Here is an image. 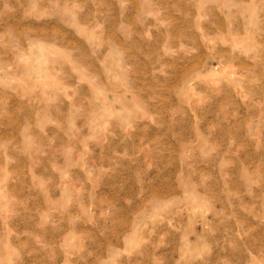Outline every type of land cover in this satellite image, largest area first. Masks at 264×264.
Returning a JSON list of instances; mask_svg holds the SVG:
<instances>
[{"label": "rangeland", "instance_id": "rangeland-1", "mask_svg": "<svg viewBox=\"0 0 264 264\" xmlns=\"http://www.w3.org/2000/svg\"><path fill=\"white\" fill-rule=\"evenodd\" d=\"M0 264H264V0H0Z\"/></svg>", "mask_w": 264, "mask_h": 264}, {"label": "crops", "instance_id": "crops-1", "mask_svg": "<svg viewBox=\"0 0 264 264\" xmlns=\"http://www.w3.org/2000/svg\"><path fill=\"white\" fill-rule=\"evenodd\" d=\"M211 20L213 21L210 22V20H206L207 22H203L201 43L199 42L200 40L198 39V34H195L193 29L187 30L189 25L185 24L186 28H185L184 36H186V39L183 42L187 44L189 47L197 48L200 51L199 57L197 55L193 62L198 60V62L203 63L208 58L212 60L223 53L222 44L225 45L224 36L226 34L223 17L217 12V17ZM191 27L193 28V25ZM210 37L215 38L217 42L215 44H211ZM174 61L177 62L176 59ZM223 63L228 64V62L227 63L223 62ZM239 63H241V59L238 62V64Z\"/></svg>", "mask_w": 264, "mask_h": 264}]
</instances>
